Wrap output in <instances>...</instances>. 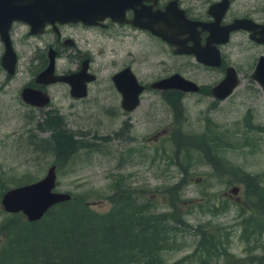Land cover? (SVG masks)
<instances>
[{
    "label": "rangeland",
    "instance_id": "rangeland-1",
    "mask_svg": "<svg viewBox=\"0 0 264 264\" xmlns=\"http://www.w3.org/2000/svg\"><path fill=\"white\" fill-rule=\"evenodd\" d=\"M146 50L145 58H148V62L136 63L144 71L140 78L144 79L145 74L148 78H155L176 68V64L166 60V55L162 52L157 53L155 47L150 49L146 47ZM160 58L163 59L162 62H158ZM105 60H109V53H101L100 56L103 65L99 74L101 79L108 74L109 64L105 65ZM243 66L245 67L238 69L239 83L228 96L216 100L209 93H188L181 99V111H177L175 104L170 106L166 102L157 103L158 106L153 105L145 111L149 101L157 102L156 93L153 95L151 93L158 92V89L151 88L143 92L140 103L142 111L137 107L138 110H133L128 115L117 116L109 112L96 114L94 110L87 109L81 111L79 105L75 104L74 108H79L77 112L74 109L72 111L70 105H66L67 101L63 102L66 107L64 109L66 121L61 126L73 137H85L84 141L89 140L90 143H83L70 163L67 162L61 167L59 163L55 164V189L70 193L83 191L89 206L99 213H105L112 205L107 199V195L113 190L110 183L114 179L122 178L128 185L135 187L133 191L138 193L141 201L151 203L148 207L152 210H169L173 206L175 209L171 210L181 214L185 219L184 227L187 224L193 226L196 222L210 217L213 224L223 227V232L228 230L230 244L227 250L234 256L242 258V264H264V249L254 243L249 244L253 236L250 235L249 241L239 237L241 209L245 208V213L250 210L244 195L243 182L236 180L238 176L232 173L234 171L232 169L220 170L214 168L212 163H202L195 154L198 145L183 139V136L189 133L213 134V130L221 129V138L233 142L232 145L228 144L229 146L214 153L220 157L222 165L239 166L248 173L261 172L263 175L261 177L264 178V93L255 82L247 79L250 68L245 64ZM190 72L198 76L200 82L206 84L205 88L219 76L217 70L184 73ZM2 75L4 73L0 72V78ZM24 79V75L17 71L10 80L11 88L5 93H0V103H10L8 107L0 105V175L3 174L1 179L8 186L15 185L13 181H20V178L39 177L49 164H54L49 150L39 148L35 142L34 132L39 133L32 129L33 123L23 125L21 118L23 112L14 109L13 105H17V102H12L9 97L17 92L16 85ZM107 88L101 89V92ZM173 112L176 114L173 121L180 124L179 129L182 131V135L174 136L175 140L177 139L176 160L182 161L178 166L174 163H165L166 157L163 156L161 148L165 146V152L174 154L172 149L174 146L169 138V131L173 128L171 126ZM246 113L249 115H245ZM39 117L40 115L36 116ZM125 119H131L128 128L123 123ZM209 124L212 131L208 128ZM255 125H258L259 129L255 128ZM229 130L237 132L228 134ZM114 132L118 134L114 136ZM92 133L103 136L108 134V143L101 148L96 146L100 141H92ZM213 150L210 148V158L214 155ZM187 155L191 157L187 158ZM187 163L190 166L183 172L182 166ZM175 182L179 185L172 192L178 193V197L169 206L165 204L167 201L165 189ZM233 186H236L237 190L231 192ZM197 199L205 203L210 201L218 208L222 201L227 207L217 210L210 216L204 209L202 211L196 202ZM260 202L264 204L263 197L260 198ZM5 213L0 206V219ZM184 227L177 230L180 234L176 236L173 247L165 252L166 258L170 261L192 251L196 242V236L184 233ZM222 259L220 257V260L216 261L211 258L209 264H222ZM231 260L233 261L231 264L238 263L232 258ZM182 264L199 263L194 258Z\"/></svg>",
    "mask_w": 264,
    "mask_h": 264
},
{
    "label": "flooded vegetation",
    "instance_id": "flooded-vegetation-1",
    "mask_svg": "<svg viewBox=\"0 0 264 264\" xmlns=\"http://www.w3.org/2000/svg\"><path fill=\"white\" fill-rule=\"evenodd\" d=\"M15 1L28 0H0V72L4 73L0 78V93L11 88L10 80L17 71L24 75L25 79L16 85L17 92L9 97L17 102V105L12 104L14 109L23 112V125L32 122V129L39 133L33 131L39 148L47 147L43 139L55 134L52 129L38 128L37 123L44 117H56L62 132L68 133L61 126L66 121V107L62 104L65 101L72 111L78 112L80 108L81 111L94 110L96 114L128 115L139 109L143 92L151 88L152 81L176 72L194 81L198 90L158 89L151 93H156L157 102L149 101L145 111L166 101L164 90H173L175 104L181 110V99L186 94H211V85L222 78L226 67L234 68L239 74L238 69L245 64L251 71L259 57H264V0H79L82 19L43 20L42 23L37 17L25 20L14 16ZM154 10L165 11L177 23L183 21L180 41L175 46L137 24V20L148 19ZM246 20L249 22L245 27ZM6 41L15 55L12 73L1 65ZM146 47H155L156 52L165 54L166 60L175 63L176 68L155 78H148L146 74L144 79L140 78L144 71L136 63L148 62ZM101 53H109V60H105V65L109 64L108 74L102 79L99 75L103 66ZM126 67L142 85L136 105L128 110L122 105V94L111 78ZM196 70H217L219 76L205 88L206 84L200 82L198 76L184 73ZM53 75H66L69 80L52 78ZM247 79L255 82L249 75ZM102 84L103 88L108 86L104 92H101ZM25 87L38 90L41 99L46 101L37 103L36 96L33 102L24 100L22 89ZM80 88L84 92L76 94ZM9 104L0 103L6 107ZM75 104L79 108H74ZM37 115L40 117L36 118ZM130 120L123 121L127 128Z\"/></svg>",
    "mask_w": 264,
    "mask_h": 264
},
{
    "label": "trees",
    "instance_id": "trees-1",
    "mask_svg": "<svg viewBox=\"0 0 264 264\" xmlns=\"http://www.w3.org/2000/svg\"><path fill=\"white\" fill-rule=\"evenodd\" d=\"M171 92L173 90L163 91L165 102L170 106L175 104ZM175 107L177 111H181L176 104ZM175 115L173 112V128L169 131L174 154L165 152V146L161 148L163 156L166 157L165 163L178 166L182 161L176 160L177 139L175 140L174 136L182 135V131L179 129L180 124L173 121ZM44 118L37 125L39 129H52L55 133L54 137L47 136L43 139L47 143V147L43 149L49 150L54 165L59 163L61 167L67 162L70 163L83 143H90L89 140L84 141L85 137H73L70 133L63 135L55 117ZM210 126L209 124L208 128L212 131ZM255 128L259 129V126L255 125ZM212 132L214 133L201 132L202 135L189 133L183 136V139L198 145L195 154L202 163H212L214 168L220 170L232 169V173L238 176L236 180L243 182L244 195L250 210L245 213L246 209H241L239 237L248 240L253 236L249 244L254 243L264 249V204L260 202V198H264V178L261 177L263 175L261 172H245L239 166H223L220 157L214 153L229 146L228 144L232 145L233 142L221 138V129L217 128ZM232 132L237 131L229 130L228 134H233ZM91 138L92 141H100L98 145L93 142L100 148L109 141L108 134L103 136L92 133ZM210 148L214 149L212 158L209 154ZM188 157L191 156L187 155ZM189 166L188 163L182 166V171ZM2 176L3 174L0 175V193L10 187L1 179ZM36 178L29 176L13 182L18 185ZM110 184L113 190L107 195V199L112 205L105 213L93 210L84 198L83 191L68 192V199L54 203L35 220L25 219L21 212H6L0 219V264H182L194 258L199 264H209L211 258L218 261L220 257L223 258L222 264H231V258L237 261V264H242V258L227 250L230 244L228 230L223 232V227L213 224L210 217L196 222L193 226L187 224L184 227L186 221L182 215L171 210L175 209L171 206L172 201L178 197V193L172 192L178 188L177 182L165 189V204L171 208L159 211L149 208V201H141L138 193L133 191L135 187L128 185L122 178L114 179ZM196 202L202 211L204 209L210 216L227 207L222 201L219 208L210 201L205 203L197 199ZM183 227L184 233L196 236V242L192 251L170 261L165 252L173 247L176 236L180 234L177 230Z\"/></svg>",
    "mask_w": 264,
    "mask_h": 264
},
{
    "label": "water",
    "instance_id": "water-1",
    "mask_svg": "<svg viewBox=\"0 0 264 264\" xmlns=\"http://www.w3.org/2000/svg\"><path fill=\"white\" fill-rule=\"evenodd\" d=\"M79 3V0L15 1L16 5L13 14L17 18L25 20H31L37 17L40 23L43 20L82 19L78 8ZM136 22L140 26H145L151 32L159 35L171 46H175L180 41L181 33L179 29L184 26L183 21L177 23L173 17L161 10L151 11L148 19L145 18L143 21L137 20ZM247 22L249 21L246 20L244 23L245 27L247 26ZM3 37L5 38V35ZM214 49L216 50V47ZM14 61V52L6 41V46L1 56V65L8 73H12L14 70ZM49 68L47 69L49 70ZM249 76L264 93L263 56L259 57L257 63L251 69ZM52 78L69 80V77L66 75H53ZM111 78L117 90L122 94V105L127 110L131 109L137 103L138 93L142 89V85L136 81L134 75L127 67L113 74ZM238 83L239 78L235 69L226 67L222 78L211 85L210 92L213 97L222 99L228 96ZM149 86L156 89L175 88L182 91H196L199 88L194 81L176 72L152 81ZM81 92H84L82 88L76 94H82ZM22 95L24 100L29 102H33L35 96V100L39 99V101H36L38 103H44L46 101L45 98L41 99L38 90L28 87L22 89ZM55 181V165L49 164L45 172L36 179L4 189L0 193V206L5 212H21L27 220L38 219L51 205L70 197L68 192L55 189ZM230 190L234 192L237 190V187L233 186Z\"/></svg>",
    "mask_w": 264,
    "mask_h": 264
},
{
    "label": "bare ground",
    "instance_id": "bare-ground-1",
    "mask_svg": "<svg viewBox=\"0 0 264 264\" xmlns=\"http://www.w3.org/2000/svg\"><path fill=\"white\" fill-rule=\"evenodd\" d=\"M49 101V100H48ZM27 103V102H26ZM38 103V102H37ZM46 105V104H45ZM47 117V116H46ZM53 117V116H52ZM49 118V117H48ZM56 118V117H55ZM45 119V118H44ZM60 129V128H59ZM51 138V137H50ZM82 142V141H81ZM85 149V148H84ZM44 151V150H43ZM44 154V153H43Z\"/></svg>",
    "mask_w": 264,
    "mask_h": 264
}]
</instances>
